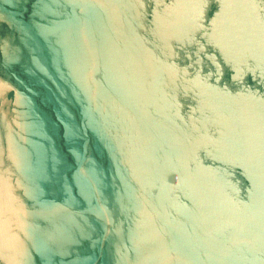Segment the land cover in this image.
<instances>
[{
	"label": "water",
	"instance_id": "1",
	"mask_svg": "<svg viewBox=\"0 0 264 264\" xmlns=\"http://www.w3.org/2000/svg\"><path fill=\"white\" fill-rule=\"evenodd\" d=\"M0 264H264V0H0Z\"/></svg>",
	"mask_w": 264,
	"mask_h": 264
}]
</instances>
